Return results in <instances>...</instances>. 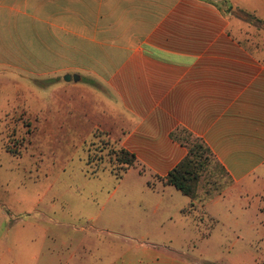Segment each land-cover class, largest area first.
<instances>
[{
  "label": "crops",
  "instance_id": "1",
  "mask_svg": "<svg viewBox=\"0 0 264 264\" xmlns=\"http://www.w3.org/2000/svg\"><path fill=\"white\" fill-rule=\"evenodd\" d=\"M246 12L225 0H0V73L77 97L48 128L64 120L100 134L164 186L188 152L171 133L200 139L229 183L206 198L180 193V215L197 222L202 213L213 230L226 193L255 200L264 216V13ZM162 249L169 254L144 249L111 264H214Z\"/></svg>",
  "mask_w": 264,
  "mask_h": 264
},
{
  "label": "rangeland",
  "instance_id": "2",
  "mask_svg": "<svg viewBox=\"0 0 264 264\" xmlns=\"http://www.w3.org/2000/svg\"><path fill=\"white\" fill-rule=\"evenodd\" d=\"M225 1L263 18L264 0ZM52 82L0 73V264H111L144 249L169 254L162 248L192 261L264 264L261 204L224 194L215 210L224 222L213 230L202 213L182 218L187 198L148 173L123 172L117 145L64 120L48 128L66 99L77 101ZM228 183L211 162L197 189L206 198Z\"/></svg>",
  "mask_w": 264,
  "mask_h": 264
},
{
  "label": "trees",
  "instance_id": "3",
  "mask_svg": "<svg viewBox=\"0 0 264 264\" xmlns=\"http://www.w3.org/2000/svg\"><path fill=\"white\" fill-rule=\"evenodd\" d=\"M170 137L185 147L188 152L186 157L162 181L189 199H194L198 190L201 172L211 162H215L217 166L219 165L205 144L187 131L178 129L172 132ZM115 157L116 162L123 166V172L130 168H135L137 165L135 157L123 149L119 148V151L115 153ZM219 168L224 173L220 166Z\"/></svg>",
  "mask_w": 264,
  "mask_h": 264
},
{
  "label": "water",
  "instance_id": "4",
  "mask_svg": "<svg viewBox=\"0 0 264 264\" xmlns=\"http://www.w3.org/2000/svg\"><path fill=\"white\" fill-rule=\"evenodd\" d=\"M70 79H71V77L68 76V75H66V76L63 78V80H64L65 82H69ZM72 79H73L74 82H77V81L79 80V78H78L77 76H73Z\"/></svg>",
  "mask_w": 264,
  "mask_h": 264
}]
</instances>
